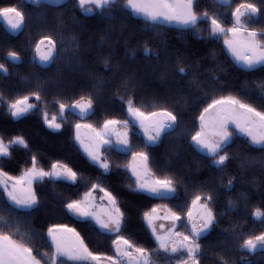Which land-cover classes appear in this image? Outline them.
Masks as SVG:
<instances>
[{"label": "snow or ice", "instance_id": "obj_1", "mask_svg": "<svg viewBox=\"0 0 264 264\" xmlns=\"http://www.w3.org/2000/svg\"><path fill=\"white\" fill-rule=\"evenodd\" d=\"M38 3L39 0H33ZM78 6L85 11L99 10L100 15L107 16L109 21L117 19L119 0H77ZM215 5H227L230 9L227 19L222 13L215 11ZM123 9H131L134 13L144 17L143 30L145 35L140 37L135 46L130 41L135 38L134 32H127V23L121 21L117 31L111 23L101 39L107 43L115 38L117 43L123 40L128 50V58L134 60L138 54L141 59L154 61L145 67L151 72H159L161 80H169L178 84V76H190L196 80L194 66L186 62L185 55L179 51H170L169 46L161 41L160 45L149 43V32L165 24L179 25L186 30L196 29L201 21L208 24L207 37L209 40H222L223 45L243 68L252 70L260 66L264 69V27H252L257 17L264 21V0L252 2L241 0L234 6L231 0H212L210 8H201L200 0H123ZM71 11V9H69ZM64 13L61 12L60 16ZM0 17L4 18L13 30L25 25V14L17 7L0 8ZM158 34V33H157ZM200 35V33H197ZM58 40L47 32L33 44L31 63L48 65L55 63L57 54L63 48V34ZM73 45L79 48L76 37H72ZM115 51V49H113ZM104 58L105 68H108L110 57ZM208 56L215 59L216 53ZM38 57V60H37ZM79 61L81 57L75 54ZM5 60L14 64L22 60L19 51H8ZM207 71V70H206ZM221 75L212 74L211 84L220 87L226 83V68H220ZM0 72L10 75L4 63H0ZM109 81L113 94L126 108L127 119L103 117L98 121L99 126L87 122L89 114H96V107L100 102L99 89L104 80L97 79L90 74L91 85L95 91H80L72 96H66L63 91H52V88L63 89V82L55 83L36 75L32 81L27 77L23 83L28 87L18 90L12 98H5L0 93V105H3L13 118L25 117L27 114L39 111L41 119L48 128L61 130L64 127V114L72 112L79 116V120L72 125L73 139L86 153L89 160L96 166L98 175H90L84 181L83 194L77 199L66 198L64 208L77 217L91 219L99 229L108 234L113 255L96 252L89 248L85 237L75 227L67 223H50L43 230L42 239L50 241L48 247L51 253L34 250L31 244L33 236L40 237L41 232L33 229L30 224V213L38 209L42 203V195L36 188L38 181L45 178L70 180L78 184L83 173L74 169L59 159L50 163L47 170L39 167L37 152L22 134L11 135L5 141L0 135V158L13 155L14 146H22L30 153L28 167L19 175H11L9 171L0 167V189L6 199H0V264H157L154 255H163L168 264H201L204 247L202 238L211 233L220 224L222 218L238 212L239 205L231 196L224 204H220L221 195L231 192L236 183L242 179L237 175H229L228 169L232 161L237 158L232 145L236 140V133H242L250 138L251 144L264 148V97L261 98V108L246 102L241 96L221 92L205 93L199 98L198 127L188 134L191 145L197 146L206 153L207 165L213 176L206 180L190 179L185 183L171 170L167 156L158 160L154 152L149 151L154 145L173 135L180 126V112L170 107V98L165 95L159 102L145 105L137 94L142 91L143 84L135 64H122L119 61L111 68ZM124 94L120 95V90ZM57 105V115H51L48 103ZM196 103V101H193ZM142 130L146 140L140 141L142 147L133 142L130 130L137 127ZM117 150L128 157L124 165L109 160L105 152ZM255 157L245 156L243 161H254ZM160 174L153 170L160 164ZM123 167L135 179L127 185L134 193H147L154 199L175 201L174 206L168 204H152L141 211V220L146 223L154 237L156 249H150L138 243L131 234L125 235L129 220L127 210L122 207L120 193L108 186V176L116 169ZM241 168L244 167L242 162ZM225 177H227L225 181ZM183 188V196L179 191ZM223 190V193L221 192ZM244 201L248 197L241 193ZM247 203L244 207L247 208ZM255 219L264 223V209L256 207L250 213ZM244 216L234 220L227 235L220 241L226 252L234 249L228 247L234 242L235 250L254 253L264 252V230L256 234L255 231L245 232L242 225L246 223ZM23 228L27 230H22ZM31 233V235H30ZM240 259H244L241 257ZM223 264L229 260L221 257ZM231 264H237L232 260ZM246 264H251L247 261Z\"/></svg>", "mask_w": 264, "mask_h": 264}, {"label": "trees", "instance_id": "obj_2", "mask_svg": "<svg viewBox=\"0 0 264 264\" xmlns=\"http://www.w3.org/2000/svg\"><path fill=\"white\" fill-rule=\"evenodd\" d=\"M241 0H231L234 6ZM259 2V0H252ZM123 0H119L116 5L118 9L117 19L109 21L107 16H101L99 10L90 14L84 13L78 6L77 0H63L61 2H50L41 0L35 3L30 0H0V8L17 7L25 14V25L17 33L11 32L0 19V63H4L9 69L10 75L0 72V93L5 98H12L18 94V90L28 87L23 83V78L27 77L32 81L36 75L52 82L53 84L63 82L64 88H52V91H63L66 96H72L80 91H95L91 85L94 81L90 80V74L97 79H103L104 84L99 89L100 102L96 107V114L87 118V122L99 126L98 121L103 117H115L117 119H127L126 108L120 100L113 94L112 84L115 81H109L112 72L111 68L119 61L122 64H135L143 88L137 95L142 98L145 105L152 102H159L160 98L167 95L170 98V107L180 112V126L173 135L166 137L163 143L154 145L149 151L154 152L158 160L164 156L170 161L171 170L185 183L190 179L206 180L213 176L211 169L207 165L206 153L202 152L195 145L190 146L188 134L198 127V107L199 98L204 94L221 92L241 96L253 106L261 108L264 97V69L257 66L256 69L248 70L239 65L229 54L222 40L212 41L207 37L208 24L201 21L196 29L186 30L181 26L165 24L157 29V32H149V43L160 45L164 41L170 51H179L185 55L186 62H191L194 66L196 80H191L190 76H178V84L171 83L169 80H161L159 72H151L146 69L148 63L154 62L140 58V55L132 60L128 58V50L124 46L123 40L117 43L115 38L105 43L101 38L105 36L108 25L119 31L120 22L127 23V32H134L135 38L130 41V46L134 47L137 40L145 35L143 26L144 17L136 15L131 9H123ZM212 0H200L201 8H210ZM215 11L222 13L227 19L230 9L227 5H215ZM71 9V11H69ZM63 12L64 15L60 16ZM252 27H264V21L257 17L251 24ZM52 34L58 40L63 34V48L58 52L55 63L48 65L32 64L33 44L43 33ZM158 33V34H157ZM200 33V35H197ZM72 37H76L80 47L77 49L73 45ZM115 49V51H113ZM8 51H19L22 56L20 64H14L5 60ZM216 53L215 59L208 56L210 52ZM112 53L110 65L105 68L104 58ZM78 54L81 59L75 58ZM38 60V59H37ZM220 68H226V83L217 87L212 85L211 78L213 72L221 75ZM207 70V71H206ZM120 95L124 90H120ZM193 101H196L194 103ZM51 115L60 114L57 112V105L49 102L47 107ZM64 127L61 130L50 129L41 119L39 111L27 114L19 119L11 117L7 109L0 105V135H3L7 141L11 135L22 134L29 139L33 151L37 152L39 167L46 170L54 160H61L68 163L74 169L80 170L83 176L78 184L70 180L57 179L55 181L45 178L36 183L37 190L42 195L40 207L30 213V224L33 229L41 232V236H33L31 244L34 250L51 253L52 249L48 247L50 241L45 243L42 239L45 226L50 223H67L70 227H75L77 231L85 237V242L89 248L96 252L113 255L114 249L111 246V239L104 233L91 219H82L68 212L63 201L66 198L77 199L83 194V181L90 175H98L96 166L89 160L77 141L73 139L74 130L72 125L79 120V116L72 112L64 114ZM130 136L133 142L140 144L145 140L144 135L134 127L130 130ZM237 153V158L232 161L228 169L229 175L242 177L239 183H236L230 193L222 194L218 207L223 210L224 204L229 196L236 200L239 205L238 212H232L231 215L221 219L220 224L211 233L202 238V244L205 245L201 264H223L221 257L229 260H236L237 264H264V252L257 250L254 253L239 252L235 250L234 242H229L228 247L233 248L232 252H226L220 241L227 235L224 231L229 229L230 224L240 216H244L246 223L242 225L243 230L248 232L264 230V223L250 215L256 207L264 209V148L260 145L251 144V141L243 135L236 133L235 143L231 146ZM109 160H114L120 165L128 162V157L115 149L105 152ZM255 157L254 161H243V157ZM30 153L22 146H14L13 155L0 158V167L9 171L11 175H19L20 172L28 167ZM244 167L241 168V163ZM153 170L160 174V168H164L163 163L157 168L152 165ZM108 186L115 188L120 193L122 207H124L129 216L125 235L131 234L138 243L150 249H156V243L151 236L146 223L141 220V211L152 204H168L174 206L175 201L154 199L147 193H134L127 185L134 180L130 178V173L123 167L107 174ZM227 177H225L226 181ZM183 196V188L179 189ZM0 189V199H6ZM223 193V190H221ZM241 193L247 194V201L241 197ZM247 203V208L244 204ZM22 230H27L23 228ZM31 235V233H30ZM244 257V259H240ZM153 259L157 264H168V261L161 255H154ZM68 264H74L69 261ZM174 264V261L172 262Z\"/></svg>", "mask_w": 264, "mask_h": 264}, {"label": "rangeland", "instance_id": "obj_3", "mask_svg": "<svg viewBox=\"0 0 264 264\" xmlns=\"http://www.w3.org/2000/svg\"><path fill=\"white\" fill-rule=\"evenodd\" d=\"M30 1H33V0H30ZM39 1H41V0H39ZM47 1H50V2H61V1H63V0H47ZM83 9V8H82ZM83 11H84V13H87V14H90V13H92V12H94V11H85L84 9H83ZM136 14V13H135ZM136 15H138V14H136ZM139 16H141V15H139ZM0 19L1 20H3L4 21V23H5V25H6V27L11 31V32H13V33H17V32H19L21 29H18V30H13L12 28H11V26L8 24V22L4 19V18H2V17H0ZM172 25H175V24H172ZM177 26H179V25H177ZM226 47V46H225ZM226 49H227V47H226ZM228 51V50H227ZM229 52V51H228ZM229 54L231 55V57L239 64V62L235 59V57H233V55L231 54V52H229ZM37 59H38V57H37ZM240 65V64H239ZM242 66V65H241ZM138 127V126H137ZM141 131V133L143 134V132H142V130H140ZM237 133H239V132H237ZM240 135H243V136H245L244 134H242V133H239ZM145 137V136H144ZM246 138H248L249 140H250V138L249 137H247V136H245ZM145 140H146V137H145ZM78 143V142H77ZM79 144V143H78ZM80 146V145H79ZM197 147V146H196ZM198 148V147H197ZM199 149V148H198ZM83 150V149H82ZM86 154V153H85ZM61 179H63V178H61ZM75 216V215H74ZM77 217V216H76ZM78 218H81V217H78ZM82 219H84V218H82ZM98 226V225H97ZM99 227V226H98ZM103 231V230H102ZM154 238V237H153Z\"/></svg>", "mask_w": 264, "mask_h": 264}, {"label": "water", "instance_id": "obj_4", "mask_svg": "<svg viewBox=\"0 0 264 264\" xmlns=\"http://www.w3.org/2000/svg\"><path fill=\"white\" fill-rule=\"evenodd\" d=\"M13 63V62H12ZM21 62H19V63H15V64H20Z\"/></svg>", "mask_w": 264, "mask_h": 264}]
</instances>
